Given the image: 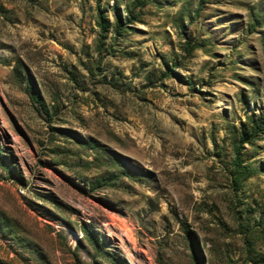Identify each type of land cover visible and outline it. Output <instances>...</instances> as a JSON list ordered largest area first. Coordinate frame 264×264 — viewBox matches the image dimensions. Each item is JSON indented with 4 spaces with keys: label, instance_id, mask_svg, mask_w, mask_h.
I'll use <instances>...</instances> for the list:
<instances>
[{
    "label": "rangeland",
    "instance_id": "rangeland-1",
    "mask_svg": "<svg viewBox=\"0 0 264 264\" xmlns=\"http://www.w3.org/2000/svg\"><path fill=\"white\" fill-rule=\"evenodd\" d=\"M0 264H264V0H0Z\"/></svg>",
    "mask_w": 264,
    "mask_h": 264
},
{
    "label": "trees",
    "instance_id": "trees-1",
    "mask_svg": "<svg viewBox=\"0 0 264 264\" xmlns=\"http://www.w3.org/2000/svg\"><path fill=\"white\" fill-rule=\"evenodd\" d=\"M237 158V157H236Z\"/></svg>",
    "mask_w": 264,
    "mask_h": 264
}]
</instances>
